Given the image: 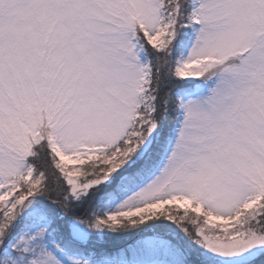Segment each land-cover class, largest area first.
Returning <instances> with one entry per match:
<instances>
[{
  "label": "snow or ice",
  "instance_id": "6c2138e0",
  "mask_svg": "<svg viewBox=\"0 0 264 264\" xmlns=\"http://www.w3.org/2000/svg\"><path fill=\"white\" fill-rule=\"evenodd\" d=\"M0 264H264V0H0Z\"/></svg>",
  "mask_w": 264,
  "mask_h": 264
}]
</instances>
